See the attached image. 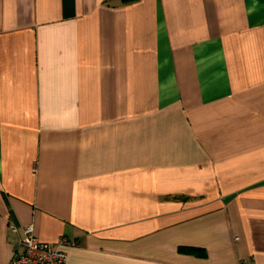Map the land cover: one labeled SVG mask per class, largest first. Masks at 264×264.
Here are the masks:
<instances>
[{"label":"crops","instance_id":"crops-1","mask_svg":"<svg viewBox=\"0 0 264 264\" xmlns=\"http://www.w3.org/2000/svg\"><path fill=\"white\" fill-rule=\"evenodd\" d=\"M65 264H264V0H0L9 226Z\"/></svg>","mask_w":264,"mask_h":264},{"label":"built area","instance_id":"built-area-1","mask_svg":"<svg viewBox=\"0 0 264 264\" xmlns=\"http://www.w3.org/2000/svg\"><path fill=\"white\" fill-rule=\"evenodd\" d=\"M9 229L20 235V252H15L8 264H65L66 255L62 248L69 245L67 238L61 237L56 242L43 243L34 237L31 225L22 228L10 225Z\"/></svg>","mask_w":264,"mask_h":264},{"label":"trees","instance_id":"trees-1","mask_svg":"<svg viewBox=\"0 0 264 264\" xmlns=\"http://www.w3.org/2000/svg\"><path fill=\"white\" fill-rule=\"evenodd\" d=\"M124 2H127V1H133V0H123Z\"/></svg>","mask_w":264,"mask_h":264}]
</instances>
